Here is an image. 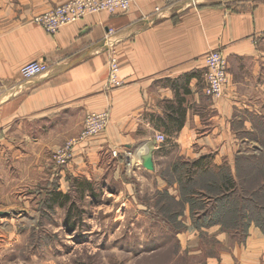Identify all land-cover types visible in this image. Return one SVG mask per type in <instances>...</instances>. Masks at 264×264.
I'll return each mask as SVG.
<instances>
[{
  "label": "crops",
  "instance_id": "obj_1",
  "mask_svg": "<svg viewBox=\"0 0 264 264\" xmlns=\"http://www.w3.org/2000/svg\"><path fill=\"white\" fill-rule=\"evenodd\" d=\"M64 1L0 0L1 171L8 157L12 162L27 159L19 154L21 144L12 143L19 135L81 129L86 113L107 110L105 129L75 145L68 161L74 174L96 178L112 150L130 147L150 132L166 136L167 129L177 153L190 158L185 161L211 154L202 159L203 170L225 167L234 181L246 182L250 168L255 172L251 181L264 183V158L259 157L264 146L255 143L259 154L250 156L243 146L247 140L238 135L257 126L264 129V0H135L125 12L90 14L54 34L31 22ZM210 49H219L228 63V83L217 98L203 88V54ZM110 54L117 58L124 84L107 95ZM34 60L47 69L21 78L19 68ZM142 152L135 156L140 164ZM159 181L155 177L162 188ZM177 191L168 194L178 202ZM257 207L264 215V206L258 202ZM183 213L193 240L197 227L187 206ZM246 220L241 239L221 222L203 227L220 246L208 262L264 264V222ZM182 234L177 236L181 246L186 241Z\"/></svg>",
  "mask_w": 264,
  "mask_h": 264
},
{
  "label": "rangeland",
  "instance_id": "obj_2",
  "mask_svg": "<svg viewBox=\"0 0 264 264\" xmlns=\"http://www.w3.org/2000/svg\"><path fill=\"white\" fill-rule=\"evenodd\" d=\"M81 131L49 129L44 136L17 135L19 140L12 142L21 144L19 154L27 159L12 162L8 157L6 168L1 171L0 167V264H221L207 261L216 256L220 246L203 227L224 220L223 227L241 239L245 216L264 220L263 214L244 213L253 210L250 200L264 206V189L255 200L249 199L253 186L264 184L251 181L254 171L245 167L249 171L246 182L239 178L235 187L227 185L229 191H221L227 169L212 174L194 171L196 159L185 161L190 158L177 153L173 135L166 129L163 147L157 145L156 133L150 132L149 137L123 147L126 155H105L96 178L74 174L69 162L59 164L56 158L68 142L74 145L65 150L70 149L66 152L73 155L78 144L73 139L80 137ZM238 135L247 140L243 146L249 155L257 156L254 144L264 146L263 127L241 130ZM139 149L145 151L142 162L150 156L152 173L141 170L142 162L131 166L128 161ZM33 153L38 154L34 160ZM259 157L264 158V150ZM155 177L162 188L157 187ZM175 187L178 202L168 194V190L173 194ZM54 191L68 194L63 205L51 202ZM224 195L228 198L221 200ZM206 197H211L208 203ZM227 201L232 202V210L225 219L222 210ZM184 206L197 227L193 240L186 231ZM182 232L186 241L183 239L181 246L177 236L183 237Z\"/></svg>",
  "mask_w": 264,
  "mask_h": 264
},
{
  "label": "built area",
  "instance_id": "obj_3",
  "mask_svg": "<svg viewBox=\"0 0 264 264\" xmlns=\"http://www.w3.org/2000/svg\"><path fill=\"white\" fill-rule=\"evenodd\" d=\"M135 0H65L55 5L50 10L36 14L32 17L31 22L41 27L48 34L56 33L62 26L75 23L87 15L107 12L109 14H117L129 10ZM109 29L107 34H111ZM204 63V90L207 95L212 97H221L228 83L227 58L219 49H210L203 54ZM47 69V65L40 61H30L23 64L19 68V76L27 79L43 73ZM107 76L104 85V92L108 95L109 91L120 87L124 81L119 76V64L114 54H110L107 61ZM109 120L107 110L86 113L82 121V131L80 137L73 139L74 142L80 143L89 137L98 134L105 129ZM155 140L157 145L166 140L163 133H156ZM72 142H68L66 148L72 149ZM58 154L56 160L59 164L68 163L72 154L65 150ZM112 156L127 154L125 151H111ZM130 162V161H129ZM133 163H131V166ZM126 168V166H125Z\"/></svg>",
  "mask_w": 264,
  "mask_h": 264
},
{
  "label": "trees",
  "instance_id": "obj_4",
  "mask_svg": "<svg viewBox=\"0 0 264 264\" xmlns=\"http://www.w3.org/2000/svg\"><path fill=\"white\" fill-rule=\"evenodd\" d=\"M167 130V129H166ZM169 130H172V129H169ZM175 130H177V129H175ZM205 157H208L207 155H203V156H200L199 158H197L192 164V167L193 168H196V169H202L201 170V172L200 173H203V174H212V172H214V171H207V170H203V169H205L204 168V165L202 164L203 163V160L202 159H205ZM196 169H194V171H196ZM220 169H224V168H222V167H219L218 168V170H220ZM226 170V169H225ZM198 172V171H197ZM231 172H230V170H228L227 169V177H225V178H223V183H222V185L223 186H220V190L221 191H229V189H228V187H227V185H229V187H235L234 186V184H235V182L236 181H234L233 179H232V177H231ZM221 177H224L223 176V174L221 175ZM225 179V180H224ZM80 181H86V180H84V179H80ZM78 182V184H79V186H81L82 184H83V182ZM262 189H264V185H262V187H261ZM262 189H258V190H256V191H254V188H253V190H252V194H251V197H249V199H251V198H254V200H255V198L258 196V195H261L262 193H260V192H262ZM68 194H65V193H61V192H56V191H54V192H52L51 194H50V199H51V202H59L61 205H63L64 204V202L68 199ZM231 197H232V195H231ZM209 198H211V197H209ZM213 198V197H212ZM222 198V197H221ZM224 199H221V200H226L228 197L226 196V195H224V197H223ZM251 201V204L253 205V210H249V209H247L244 213L246 214V215H250V214H262V212H260V209H259V207H257V205H258V203H256V201L254 202V201H252V200H250ZM231 201H227V202H225V203H223L224 205H226V207H225V209L224 210H222V214L224 215V217H225V219H226V215H227V213H229L231 210H232V207H231ZM221 206H223V205H221ZM264 208V207H263ZM240 211H241V209H240ZM242 213V212H241ZM245 218H247V219H249V220H254V221H256V222H264V220L262 221V220H256V219H254V218H251L250 219V217L248 218V216H245ZM222 219V218H221ZM222 221H224V220H222ZM221 221V224L223 225V222Z\"/></svg>",
  "mask_w": 264,
  "mask_h": 264
},
{
  "label": "water",
  "instance_id": "obj_5",
  "mask_svg": "<svg viewBox=\"0 0 264 264\" xmlns=\"http://www.w3.org/2000/svg\"><path fill=\"white\" fill-rule=\"evenodd\" d=\"M142 166L146 169H152L153 168V164L152 161L150 159V156L148 155L147 158L142 162Z\"/></svg>",
  "mask_w": 264,
  "mask_h": 264
},
{
  "label": "bare ground",
  "instance_id": "obj_6",
  "mask_svg": "<svg viewBox=\"0 0 264 264\" xmlns=\"http://www.w3.org/2000/svg\"><path fill=\"white\" fill-rule=\"evenodd\" d=\"M137 151H138V150H137ZM137 151H136V153H137ZM136 153H134L130 158L127 157L128 161H130V163H134V162H135V163H140V162H138L139 160L135 158ZM133 157L136 159L135 161H133Z\"/></svg>",
  "mask_w": 264,
  "mask_h": 264
}]
</instances>
